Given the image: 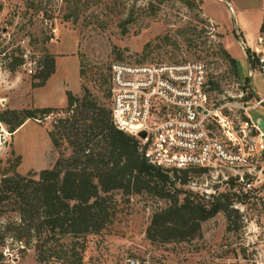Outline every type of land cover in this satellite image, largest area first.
<instances>
[{"label": "rangeland", "instance_id": "rangeland-1", "mask_svg": "<svg viewBox=\"0 0 264 264\" xmlns=\"http://www.w3.org/2000/svg\"><path fill=\"white\" fill-rule=\"evenodd\" d=\"M237 1L249 5L256 0H229L232 13L223 0H201L200 5L197 0L189 4L186 0H0V113L16 111L6 115L15 122L24 109H61L66 106L67 90L81 95L84 88L107 105L114 62H200L206 72V106L211 116L218 109L222 139L226 140L222 130H227V122L238 128L245 143L248 130L239 131L238 118L246 112L251 121L264 119V105L247 108L254 99L243 55L249 54L244 51L248 46L232 27ZM200 9L217 21L221 35ZM245 9H250L246 17L251 21L262 14L255 7ZM46 54L54 59V72L42 82L39 62L45 61ZM228 57L236 59V68ZM254 85L260 90L257 80ZM60 115L51 113L41 119L36 113L38 118L26 119L13 132L0 121V160L19 156L15 171L20 174L52 167L60 153H68L64 145L55 148L49 136ZM159 119L154 117L155 122ZM253 165L262 167L250 176L258 179L253 191L260 192L253 197L236 193L238 185L227 168L169 173L168 188L171 194L182 190L179 199L189 194L207 202L225 195L229 209L235 210L229 221L218 212L201 222L200 237L187 242L153 243L146 238L150 217L165 200L149 193L110 191L103 228L79 239L75 249L79 264H126L127 258L135 264L264 262V156ZM7 166L0 163L1 169ZM10 208L0 206V264H38L40 241L26 233V244L11 237L20 228L14 225L17 213ZM73 241L65 236L52 246L69 251ZM66 259L53 255L43 264H68Z\"/></svg>", "mask_w": 264, "mask_h": 264}, {"label": "trees", "instance_id": "trees-1", "mask_svg": "<svg viewBox=\"0 0 264 264\" xmlns=\"http://www.w3.org/2000/svg\"><path fill=\"white\" fill-rule=\"evenodd\" d=\"M191 1L186 0V3ZM196 4L200 5V0ZM262 25L263 20L260 27ZM244 51L249 53L248 48ZM227 60L236 68L233 58ZM39 66L43 82L54 72L53 57L46 54L45 61L39 62ZM107 93L109 100L110 85ZM65 94L66 106L61 109H24L15 122L6 115L16 111L0 113V121L9 126L11 132L26 119L38 118L36 113L41 119L51 113H61L49 136L55 148L64 145L68 153H60L52 167L37 174H20L15 171L19 156H14L13 161L11 157L4 162L0 160V163L8 164L7 168H0V206H10V210L17 213L14 225L20 228L11 237L25 244V235L36 237L40 241V245H36L38 264L53 255L55 258L67 257L68 264H79L75 251L81 243L79 239L103 228L107 217L106 195L113 190H122L129 195L149 193L166 201L153 212L145 229L146 238L153 243H178L199 238L201 222L218 212L229 221L230 212L235 210L229 209L225 195L202 202L189 194L179 199L180 189L170 193L169 173L174 176L189 169H205L154 166L139 149L138 140L114 126L110 100L105 105L87 88L81 95L69 90ZM180 183H184V179ZM65 236L74 238L70 252L52 246L53 241Z\"/></svg>", "mask_w": 264, "mask_h": 264}, {"label": "built area", "instance_id": "built-area-1", "mask_svg": "<svg viewBox=\"0 0 264 264\" xmlns=\"http://www.w3.org/2000/svg\"><path fill=\"white\" fill-rule=\"evenodd\" d=\"M263 25L259 27L246 57V76L253 91L254 103L248 109L264 105V8ZM205 69L200 62L174 64L110 65V107L114 126L132 136L146 159L163 169L227 168L238 185L240 196L260 195L253 191L262 167L253 165L263 155L264 131L245 112L239 131L247 128L245 143L237 127L224 123L225 139L220 135L221 118L218 109L211 116L206 106ZM259 83L260 90L254 85ZM158 115L160 119L154 121ZM227 125V127H226ZM145 132L141 138L139 133ZM126 264L135 260L126 259ZM250 264H264L253 260Z\"/></svg>", "mask_w": 264, "mask_h": 264}, {"label": "crops", "instance_id": "crops-1", "mask_svg": "<svg viewBox=\"0 0 264 264\" xmlns=\"http://www.w3.org/2000/svg\"><path fill=\"white\" fill-rule=\"evenodd\" d=\"M217 1V0H216ZM201 2V0H200ZM224 5L231 10L232 13V7L230 6L229 0H223ZM236 6H237V10L236 13L234 14V16H236V21H233V30L237 31L242 38L245 40L248 48L253 46L256 34L259 30V27L261 25L262 22V18H263V2L262 0H256L253 1L252 3H250L249 5L246 4H242L239 1L236 2ZM247 6V7H246ZM251 8V7H255L256 9L258 8L259 11L262 12V14H260L258 20L256 21H251L249 18L246 17V10H250V9H245V8ZM201 15L206 18L208 21H210L211 23H213L216 27V29L218 30V33L221 35L220 29H219V25L217 23V21L207 15L204 11H202L200 9ZM221 39V38H220ZM243 55L246 59V54L243 52ZM234 60L236 61V59L234 58Z\"/></svg>", "mask_w": 264, "mask_h": 264}, {"label": "water", "instance_id": "water-1", "mask_svg": "<svg viewBox=\"0 0 264 264\" xmlns=\"http://www.w3.org/2000/svg\"><path fill=\"white\" fill-rule=\"evenodd\" d=\"M256 122L259 125L260 129L262 131H264V119H258ZM138 136H140L141 138H143L145 136V132L139 133Z\"/></svg>", "mask_w": 264, "mask_h": 264}]
</instances>
